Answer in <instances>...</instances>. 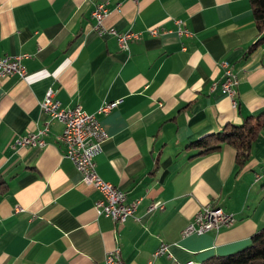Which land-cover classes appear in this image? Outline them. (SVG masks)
I'll list each match as a JSON object with an SVG mask.
<instances>
[{"label":"crops","instance_id":"crops-1","mask_svg":"<svg viewBox=\"0 0 264 264\" xmlns=\"http://www.w3.org/2000/svg\"><path fill=\"white\" fill-rule=\"evenodd\" d=\"M98 4L108 8L105 27L141 33L127 51L93 30ZM175 19L192 35L177 36ZM260 36L249 0H0V55H32L25 76L0 80V264H102L116 247L125 264H200L248 246L264 227V175L255 179L264 126L241 168L231 145L194 156L187 144L264 112V42L245 57ZM221 61L237 74V105L212 89ZM49 88L62 106L88 113L117 102L100 116L108 138L96 170L141 198L125 224L98 214L99 192L55 140L60 123L46 146H15L47 119L40 103ZM153 202L161 208L150 211ZM207 203L232 214L233 225L183 236ZM162 242L170 256L154 258Z\"/></svg>","mask_w":264,"mask_h":264},{"label":"built area","instance_id":"built-area-1","mask_svg":"<svg viewBox=\"0 0 264 264\" xmlns=\"http://www.w3.org/2000/svg\"><path fill=\"white\" fill-rule=\"evenodd\" d=\"M107 13L108 8L106 5L98 4L95 6L91 12V18L94 20L93 30L100 37L106 35L115 37L119 48L127 51L129 43L139 40L141 33L131 30L120 32L105 27L103 20ZM173 23L177 36L189 37L192 35V32L182 20L175 19ZM148 33L152 36H158L165 33V30L152 28ZM31 57L32 55L28 53L14 56L0 55V80L13 75L25 76L27 71L24 61ZM219 65L223 69V77L219 84L218 82L213 83L212 89H216L217 85H219L221 91L229 96L233 100V103L237 105V74L228 62L221 61ZM116 105V101H105L94 113L84 111L80 105L64 107L55 97V90L49 88L40 103L41 109L46 114L47 119L44 121L42 127L36 131L20 136L16 140L15 146L20 148H42L46 146L48 144L46 137L50 132L52 122L56 121L60 123L62 128L60 133L55 136V140L63 146V157L73 163L76 170L81 174L82 181L99 192L100 198L95 204L98 214L110 218L117 225H123L129 218L134 216L141 198L129 199L124 190L101 178L96 170V158L102 153L103 144L108 138V134L100 122V116L107 114ZM262 175H264V170L261 173L255 174V179L259 180ZM155 208H161V203L153 202L149 206L150 211ZM15 210L19 212L23 209L16 206ZM233 222L234 217L232 214L223 211L222 208L214 206L211 203H207L195 212L192 220L182 231V235L203 234L209 231L219 232L223 228L232 226ZM163 255L170 256L168 254V244L165 242H162L153 254L154 258ZM102 264H125L121 258L120 249L116 247L107 252ZM174 264H194V262L181 263L175 261Z\"/></svg>","mask_w":264,"mask_h":264},{"label":"trees","instance_id":"trees-1","mask_svg":"<svg viewBox=\"0 0 264 264\" xmlns=\"http://www.w3.org/2000/svg\"><path fill=\"white\" fill-rule=\"evenodd\" d=\"M256 28L261 34L246 50L245 57L249 56L264 42V0H249ZM264 126V112L256 115H247L240 124H226L221 130L205 134L187 144L188 148H197L194 156L218 150L223 144L236 149L235 160L238 168L247 163L250 157L251 146ZM7 184L0 178V191L3 192ZM200 264H264V227L256 231L250 244L236 252L226 255L209 257Z\"/></svg>","mask_w":264,"mask_h":264},{"label":"rangeland","instance_id":"rangeland-1","mask_svg":"<svg viewBox=\"0 0 264 264\" xmlns=\"http://www.w3.org/2000/svg\"><path fill=\"white\" fill-rule=\"evenodd\" d=\"M223 211H225L224 209H222ZM226 212V211H225ZM234 217V216H233Z\"/></svg>","mask_w":264,"mask_h":264}]
</instances>
